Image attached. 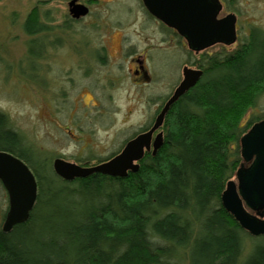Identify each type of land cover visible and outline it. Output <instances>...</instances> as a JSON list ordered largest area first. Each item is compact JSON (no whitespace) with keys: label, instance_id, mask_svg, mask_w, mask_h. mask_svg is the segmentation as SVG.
Wrapping results in <instances>:
<instances>
[{"label":"trees","instance_id":"1","mask_svg":"<svg viewBox=\"0 0 264 264\" xmlns=\"http://www.w3.org/2000/svg\"><path fill=\"white\" fill-rule=\"evenodd\" d=\"M22 27L33 66L32 39L47 29L33 11ZM203 66L167 113L161 147L122 178L63 181L0 114V151L21 159L37 182L28 219L9 233L0 227V264H264V245L241 262L251 236L221 203L239 162L241 122L264 90V42Z\"/></svg>","mask_w":264,"mask_h":264},{"label":"rangeland","instance_id":"2","mask_svg":"<svg viewBox=\"0 0 264 264\" xmlns=\"http://www.w3.org/2000/svg\"><path fill=\"white\" fill-rule=\"evenodd\" d=\"M66 1L51 0L40 8L42 16L48 11L49 25L59 27L54 35L60 39L67 38L62 29L67 11ZM106 1H109L108 7L106 4L104 6L103 3L99 4L102 26L107 23L120 24L121 27L117 28L115 34L109 35L108 31L104 32L105 39L113 38L109 41L110 54H116L114 51L118 44L117 38L123 33L132 34L131 39L138 53L150 46L149 66L152 70L149 71L151 75L149 86L133 87L129 84L130 80L124 78L121 84H115L112 89L104 86L107 82L99 80L105 87L99 88V93L75 88L79 82L81 86L86 85L89 79L77 76L72 71L71 76L74 79L72 82L69 81L65 71L75 63L66 62V57L62 56L59 59L63 71L58 76L49 77L42 68H38L41 74L39 79H45V84L47 81L51 83V78H55L53 88L48 87L50 84L47 83V87L43 89L34 83L35 81L19 73L20 65L24 72H28L27 70L32 67L31 64H27L26 50L29 37L24 33L22 25L37 0H0V113L7 117L11 128L21 133L32 147L44 152L43 157L51 162L60 157L76 164L78 161H82L81 163L89 161V164H94L119 151L134 131L153 121L161 99L181 80V69L186 58L185 49H181L169 38L163 41V37L152 25L143 24L137 0ZM234 6L239 15V36L244 35L245 22L264 29L263 3L236 0L231 7ZM245 12L248 14L244 15ZM84 23L74 25L73 28L84 32L92 30L88 25L89 20ZM90 35L96 37L95 29ZM64 51L66 50L63 49ZM160 56L165 58V66H160ZM115 60L113 58L112 62ZM47 63L53 64L51 57L48 61L42 62L46 69L49 68ZM53 69L56 74L60 71L57 66ZM263 112L264 90L257 105L247 111L241 124ZM7 208V194L0 183V227ZM261 245H264L263 238H245L241 262L247 259L255 247Z\"/></svg>","mask_w":264,"mask_h":264},{"label":"flooded vegetation","instance_id":"3","mask_svg":"<svg viewBox=\"0 0 264 264\" xmlns=\"http://www.w3.org/2000/svg\"><path fill=\"white\" fill-rule=\"evenodd\" d=\"M49 1L51 0H37L36 4L30 11V12L33 11L35 13V17L38 25H44L47 31L42 33V35L43 34L46 35L45 38L44 37L42 38L41 34L38 33L32 39V41L37 47L34 63H32L33 65L32 68L27 70L28 72L26 71L24 72L23 68L20 65L19 66L20 75H23L25 78L35 81L34 83L41 86L43 89L47 87L46 86L47 83L50 84L48 85V87H50L54 84L55 78H51L52 79L51 83L46 80L47 83L45 84L44 78H42L44 80L39 79L41 77V74L38 72V68H42L45 71V73L49 75V77L52 76L54 77L56 75L58 76V74H60L61 71H63L60 65L59 57L64 56L66 57V62L75 63L74 66H71L67 71H65V74L68 75L67 78L69 79V81L72 82V80L74 79L71 76L72 71H74L73 73H75L77 76L83 77L84 79H89L86 85L83 84L81 86V83L79 82L77 83L75 88H82L99 93V88L104 89L106 87L107 89H112L114 88L115 84H121L124 78L130 80L129 84L133 87L143 88L150 85L151 75L149 71L152 70L149 66L150 64L149 61H151L150 46L147 50L142 49V51L138 53V51L135 48V43H133L131 39L132 34L130 35L129 33L127 34L123 33L119 38H117L118 44L116 50L114 51V53L116 54L115 55L110 54L111 43H109V41H112L113 38L111 39V37H109V39H105L104 32L108 31L109 35H111L112 33L115 34L116 31L118 30L117 28H121V27H119L120 24L109 25L107 23H104V26H102L103 20L99 18V4L103 3V6L106 4L105 6L108 7L109 1L67 0L66 1L67 11L62 26V29H64L65 31L64 33H66L67 36V38L64 39H60V37L58 38L55 37L54 34L56 32V29L59 27L56 25H52V26L49 25L50 19H49L48 11H45L43 16L40 12L41 10L40 8L48 4ZM72 1H74L75 5H82L86 7L88 9L87 14L78 18L74 17L70 12L71 9L70 3ZM137 1H138L137 7L139 8L140 13L142 15L143 24L152 25L156 29V31L163 37L162 38L163 41L169 38L171 42H175L181 49H185L186 51V58L184 60L181 69V80L172 89L171 92H169L166 96H164L161 99L155 117L158 115V113L161 111L167 100L173 94L174 90L183 80L184 68L202 71V75H203L202 67H204L203 63L207 59L214 60L216 57H218L219 59L222 57L227 58L231 56L233 52L236 53L241 48H244V45L250 43L251 41L264 42V29L258 26H253V24L250 22L244 23L243 25V30L245 31L244 35L242 37L239 36V21H238L239 15L235 10L236 9L235 6L234 8L231 7L236 3V0L200 1V4L202 5L209 6V8L211 9L214 8V12L211 16H209L208 20H213L215 22V21H222L223 19L229 16L234 17L235 41L233 43H225L221 40H216L215 36H213L211 37L210 40L204 42V44H202V46H200L197 49H194L190 46L189 39L187 37L181 35L175 29L169 28L160 19L154 16L149 11V9L144 5L142 0H137ZM254 2L258 4L260 3L264 4V0H254ZM94 7H97V9ZM94 9L97 11H95ZM121 11L123 10L121 9ZM243 14L247 15L248 12H245ZM88 20H89L88 25L91 26L92 30H89L88 32L87 31L84 32L73 28L74 25L77 24L83 25L85 24L84 21L86 22ZM94 29L96 31V37L90 35L91 31L93 33ZM51 33L53 34L52 36ZM236 46L238 47L236 48ZM63 49H65L66 51L63 52ZM56 56L57 58H55ZM50 57L52 59L53 64L51 65L50 63L49 65V63H47L49 68L46 69L43 67L44 65H42V62L48 61ZM113 58L116 59L114 62H112ZM165 63H166L165 58L160 56V64H161L160 66H165ZM55 66L60 68V71L57 74L56 71L53 69V67ZM99 80H103L107 82L106 85H104L105 87L103 86V83H99ZM0 114L3 115L2 113ZM154 119L151 123L143 126L138 131H134L132 135L124 142L120 150L114 152V154L115 155L119 154V152L123 149V147L128 141L135 138L137 135L141 133L147 132L152 127ZM241 128L243 130V133L240 136L238 142L239 152H240L239 162L237 164V169L235 171V174L229 181H233L235 183L237 187L238 196L241 199L242 207L245 210V212L255 220L259 222H264V204L257 202L255 199L256 201L255 206L254 207L248 206L245 199L242 197L239 191V185L243 183L246 175L253 170L257 161L264 158V151H260L256 154H253L251 156V159H245L242 156V143H241L242 138L245 137L246 135H254V134L258 135L259 132H264V112L260 114L258 117H252L245 120L243 124H241ZM11 129L12 131L22 135L17 130L13 128ZM158 132H162L163 134L162 127L157 132H155L153 136H155ZM88 162H83V163L78 162V163L79 165L87 164L85 165L86 167H91L96 164H99V161L94 164H89ZM259 237L264 238V235H261Z\"/></svg>","mask_w":264,"mask_h":264},{"label":"water","instance_id":"4","mask_svg":"<svg viewBox=\"0 0 264 264\" xmlns=\"http://www.w3.org/2000/svg\"><path fill=\"white\" fill-rule=\"evenodd\" d=\"M149 11L169 28L175 29L189 39L190 46L199 48L215 36L216 40L225 43L235 41L234 17L229 16L222 21L208 20L214 8L200 4L202 0H142ZM71 14L78 18L87 14L88 9L82 5L70 3ZM202 76V71L189 68L183 70V80L174 90L161 111L155 117L152 127L144 133L128 141L119 154L107 161L91 167H85L62 158L52 161V168L57 177L70 182L77 178H85L93 173L112 177H125L128 172H136L145 153L152 155L161 147L162 132H157L172 105L192 88ZM242 156L251 159L253 154L264 151V132L258 135H246L241 140ZM240 174V173H239ZM0 183L6 191L8 208L1 229L9 233L15 225L21 224L29 217L37 199V182L31 169L11 153L0 151ZM239 191L248 206L254 207L255 202L264 204V158L256 162L249 172ZM256 199V201H255ZM221 203L239 226L250 236L264 235V222L250 217L242 207L237 187L233 181H228L221 195Z\"/></svg>","mask_w":264,"mask_h":264},{"label":"bare ground","instance_id":"5","mask_svg":"<svg viewBox=\"0 0 264 264\" xmlns=\"http://www.w3.org/2000/svg\"><path fill=\"white\" fill-rule=\"evenodd\" d=\"M87 96H88V97H90V95H89V94H88ZM163 123H164V122H163Z\"/></svg>","mask_w":264,"mask_h":264}]
</instances>
